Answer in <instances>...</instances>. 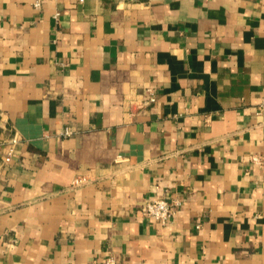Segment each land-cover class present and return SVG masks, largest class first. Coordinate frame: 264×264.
<instances>
[{
    "label": "crops",
    "instance_id": "0c3cea01",
    "mask_svg": "<svg viewBox=\"0 0 264 264\" xmlns=\"http://www.w3.org/2000/svg\"><path fill=\"white\" fill-rule=\"evenodd\" d=\"M33 1L0 0V264H264V0Z\"/></svg>",
    "mask_w": 264,
    "mask_h": 264
},
{
    "label": "built area",
    "instance_id": "2783aa9c",
    "mask_svg": "<svg viewBox=\"0 0 264 264\" xmlns=\"http://www.w3.org/2000/svg\"><path fill=\"white\" fill-rule=\"evenodd\" d=\"M45 0H34L33 5L36 9H40L43 6ZM144 92L148 95L146 102H153L155 100V93L151 87H146ZM261 103L264 105V98ZM63 133L68 135L71 133L70 128H65ZM18 142L16 137H13L7 141L9 145L6 155L3 157L5 163H9L12 155L15 152V145ZM1 145V143H0ZM251 159L254 163L260 164L261 157L257 154L251 155ZM86 182L84 177H77L73 180L74 185H81ZM180 200L178 199H167L164 197H157L147 200L141 207V214L149 219L157 220L162 224L167 223L175 213L177 207L180 206ZM103 264H116V260L112 255H109L104 260Z\"/></svg>",
    "mask_w": 264,
    "mask_h": 264
}]
</instances>
